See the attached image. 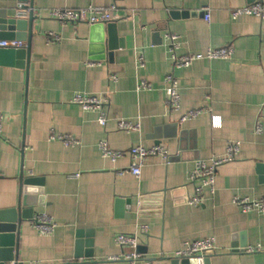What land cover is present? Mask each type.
<instances>
[{
    "label": "crops",
    "instance_id": "0c3cea01",
    "mask_svg": "<svg viewBox=\"0 0 264 264\" xmlns=\"http://www.w3.org/2000/svg\"><path fill=\"white\" fill-rule=\"evenodd\" d=\"M18 1L0 0V23L17 18ZM255 1L264 2L29 0L37 16L30 61L0 63V211L17 207L25 193L36 203L22 207L34 212L17 234L21 264H183L174 255L205 238L215 239L216 249L188 264H264V212H244L234 201L264 199V19L232 17L233 9ZM113 3L111 33L49 15L53 9ZM2 32L1 38L18 40ZM171 34L179 36L178 56L225 46L234 53L176 67ZM168 74L178 82V110L167 105ZM141 81L151 88L139 90ZM76 93L109 99L106 125L98 111L72 101ZM196 109V118L181 122ZM121 119L140 124V130H120ZM53 134L78 144L66 145ZM102 140L123 156L104 157ZM230 143L239 149L235 159L219 165L215 193L205 187L204 203L191 205L200 184L190 178L197 163L224 157ZM137 145H160L169 156H149L138 178L129 171L130 149ZM28 178L37 181L24 184V192L22 179ZM38 214L56 222L51 234L32 227ZM119 234H138L136 251L144 257L112 259L132 250L116 241ZM248 247L261 249L247 252Z\"/></svg>",
    "mask_w": 264,
    "mask_h": 264
},
{
    "label": "built area",
    "instance_id": "2783aa9c",
    "mask_svg": "<svg viewBox=\"0 0 264 264\" xmlns=\"http://www.w3.org/2000/svg\"><path fill=\"white\" fill-rule=\"evenodd\" d=\"M31 10V5L29 0H19L17 6V16L21 18H27ZM117 10V5L113 3L109 7H97L90 5L85 8L80 9H53L49 12V15L62 23H77V22H88L92 25L103 22H111L116 16L115 12ZM244 15H254L264 19V2L255 1L253 3L247 4L242 7H237L232 10V17L237 19L238 17ZM205 17L207 20L210 19V10L205 8ZM49 37L59 40V36L54 33H51ZM169 41V50L172 53V58L174 60V65L176 67H187L190 66L195 60L202 58L209 59H228L231 58L234 49L231 46L209 48L205 54H190L178 56L176 54L177 49L179 48V36L176 34H171L168 36ZM27 47V42L23 40H10L0 38V49L3 48H13L21 49ZM89 66L96 65L95 62L87 63ZM137 65L139 68L144 67L143 56H139L137 60ZM112 80L117 79V75L113 74L111 76ZM168 85L169 97L167 99V105L172 110H178L180 107L181 97L178 90V82L175 79L173 74H168L165 78ZM151 88L146 81H141L138 85V89H148ZM74 103L81 105L84 110H94L98 111L99 122L102 125H106L109 118L107 113V105L109 99L106 97H97L94 95H88L86 93H76L72 100ZM201 113V110H191L185 113L181 117V122H185L188 119L196 118ZM213 118H218L214 116ZM217 120V119H216ZM3 128V115L0 113V134L2 133ZM118 128L127 132L138 131L140 130V124H133L127 120H119ZM257 132H262V126L260 123L257 126ZM52 139L62 140L66 145H76L78 141L73 137L68 135H55L53 134ZM99 148L104 157H108L116 161L123 156L122 151H115L111 149L106 140H102L99 143ZM239 145L235 143H230L227 148V154L222 158H212L211 163L208 164L206 161H199L192 171L190 178L192 181H199L200 184L196 186L195 193L189 198V203L194 206H200L204 203L205 193L204 188L209 187L211 193H215V183L217 170L219 165L222 163L231 161L235 159ZM130 155L132 158V165L129 171L134 174L136 177H140L142 173V167L146 159L151 155H161L165 159L168 158V151L158 145L147 149L142 145L133 146L130 149ZM235 203L244 211V212H264V199H250L248 197H235ZM32 227H34L40 234L47 235L51 234L57 224L54 219L47 214H38L35 215L31 222ZM148 229L147 226H143L142 230L146 232ZM140 237L138 234H119L116 237V241L123 247L132 249L131 251H126L121 256L112 257V259H128L136 261L144 257V255L136 251L139 245ZM216 249L215 239L205 238L200 240H195L190 243H187L186 247L178 251L174 257L178 259H197L203 258L207 252L213 251ZM260 247H248L245 249L247 252H255L260 250Z\"/></svg>",
    "mask_w": 264,
    "mask_h": 264
},
{
    "label": "water",
    "instance_id": "95a60500",
    "mask_svg": "<svg viewBox=\"0 0 264 264\" xmlns=\"http://www.w3.org/2000/svg\"><path fill=\"white\" fill-rule=\"evenodd\" d=\"M186 14V13H185ZM15 17L17 14H14ZM37 19L33 5L27 18L18 17L7 20L3 19L0 23V29L4 32L1 36L4 38H17L27 42V47L21 49L3 48L0 49V63L18 64L24 66V60L27 58L28 63L31 57V41L34 32V23ZM113 22H103L94 24V27H107L109 33L115 28ZM14 30H17L15 32ZM26 32V33H25ZM1 38V37H0ZM3 39V38H2ZM37 180L22 179L23 191L27 192L28 188L24 184L29 185ZM27 194H21L17 207L0 211V264H21L19 262V254L17 248V234L24 220L31 218L34 210L32 208L23 210V206L34 205L33 202L27 201ZM121 202V201H119ZM122 203V202H121ZM92 256V255H91ZM193 259H182L183 264H188ZM201 260V259H199Z\"/></svg>",
    "mask_w": 264,
    "mask_h": 264
}]
</instances>
